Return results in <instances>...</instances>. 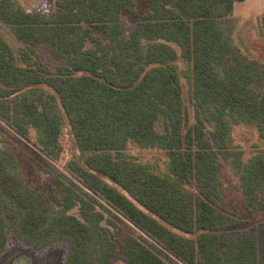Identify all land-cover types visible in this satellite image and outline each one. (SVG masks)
I'll return each mask as SVG.
<instances>
[{
    "label": "trees",
    "instance_id": "1",
    "mask_svg": "<svg viewBox=\"0 0 264 264\" xmlns=\"http://www.w3.org/2000/svg\"><path fill=\"white\" fill-rule=\"evenodd\" d=\"M237 1L146 0L126 31L122 14L136 12L135 0H54L52 9L33 11L0 0V21L30 46L17 54L0 35V120L23 133L34 127L54 159L68 123L78 148L68 164L81 181L58 180L56 208L1 142L0 254L11 216L17 237L34 249L66 243L62 264H264V220L240 227L221 202L226 152L243 171L246 205L264 210V148L243 161L228 124L235 114L264 141L259 71L225 25ZM42 42L67 64L45 63L32 47ZM179 56L199 98L191 125ZM205 106L209 131L199 114ZM131 141L164 149L166 168L128 158ZM120 216L139 232L124 236L119 256L109 226Z\"/></svg>",
    "mask_w": 264,
    "mask_h": 264
},
{
    "label": "rangeland",
    "instance_id": "2",
    "mask_svg": "<svg viewBox=\"0 0 264 264\" xmlns=\"http://www.w3.org/2000/svg\"><path fill=\"white\" fill-rule=\"evenodd\" d=\"M22 6L29 10H50L54 6V0H16ZM136 12L125 11L122 14V21L126 31H129L135 21L147 9L146 0H135ZM264 0H243L234 3L232 15L225 22L227 27L233 30V41L235 50L241 54L247 61L255 64L259 71V78L255 86L257 89L264 91ZM0 35L10 44L12 49L18 54L21 49L29 46L27 42L20 40L12 28L0 21ZM40 58L55 68L59 65L67 64L60 58L53 47L46 43H37L32 46ZM180 71L182 85V94L188 110V125L196 121L197 103L199 98L195 97L191 85V67L189 62L179 56L175 60ZM206 113L200 116L203 118L206 130L209 131L211 121ZM209 109L211 108L208 106ZM228 124L233 138V145L236 150L241 151V159L247 160L255 155L261 148H264V141L258 135V130L253 124L238 118L235 114L228 117ZM62 151L56 159L52 158L49 153L37 141V131L34 127L28 126L27 132L15 130L12 126L0 120V143L11 146L14 150L20 171L25 178L36 185L39 189L46 192L50 202L54 207H58L57 201L61 197L60 186L65 183L69 177L81 185L74 171L69 166V161L73 154H78V148L75 139L71 133L68 123H64L60 137ZM125 155L132 161L143 163L152 170H164L168 156L164 149L156 146H140L134 142H128L123 150ZM220 160V177L223 182L222 204L227 212L242 219L244 223L240 227H245L264 220V210L252 211L246 205L245 193L243 192V171L236 164L233 156L226 152H221ZM105 204V203H104ZM4 213V210H1ZM70 212L78 214V208L73 207ZM9 225L7 228V244L3 250V258L0 264H62L66 252V243H54L41 250L34 249L24 244L16 235L13 227V219L7 217ZM109 226L114 241L118 245L119 256L123 255L122 244L124 236L134 233L136 227L120 216L112 217ZM114 264H122L121 260H116Z\"/></svg>",
    "mask_w": 264,
    "mask_h": 264
},
{
    "label": "crops",
    "instance_id": "3",
    "mask_svg": "<svg viewBox=\"0 0 264 264\" xmlns=\"http://www.w3.org/2000/svg\"><path fill=\"white\" fill-rule=\"evenodd\" d=\"M2 258H3V253L0 254V263H1ZM33 263H34V262H31V261H30V264H33ZM11 264H15V261L12 260V261H11Z\"/></svg>",
    "mask_w": 264,
    "mask_h": 264
}]
</instances>
